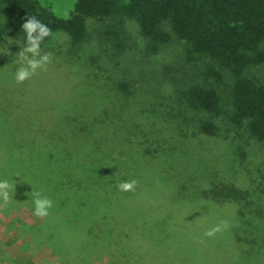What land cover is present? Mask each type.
I'll return each instance as SVG.
<instances>
[{"label": "rangeland", "instance_id": "374dc122", "mask_svg": "<svg viewBox=\"0 0 264 264\" xmlns=\"http://www.w3.org/2000/svg\"><path fill=\"white\" fill-rule=\"evenodd\" d=\"M37 1L61 18L75 4ZM5 21L0 14V26ZM85 24L87 36L76 52H69V37L61 31L42 43L41 53H51V63L21 84L15 83L14 73L19 67L16 53L24 44L9 31L0 38V141L7 137L3 130L10 128L24 137L31 134L36 145L42 144V135L53 140L57 148L52 161L44 164L33 157L38 173L111 174L118 182H138L126 204L117 199L120 195L114 198L113 218L104 221L96 214L89 223L101 220L102 227L127 221L141 234L132 231L125 246L120 240L126 242V236L116 235L115 227L104 235L110 240L104 250L84 257L81 264H264V145L226 115L212 119L216 135L199 132L198 123L208 116L186 109L175 95L180 84L195 82L199 71V65L184 61L183 41L173 38L151 53L131 19L87 18ZM106 26L120 30L119 50L101 36ZM259 75L264 76V69ZM121 82L130 86L131 95L117 91ZM213 180L235 185L239 203L196 199V192L205 191ZM14 215L30 225L41 221L25 206L10 216L0 214V239L11 254H27L37 264H59L47 246L21 249L31 236L9 227ZM73 220L81 225H69L72 230L88 231L85 221ZM221 221L228 227L212 238L204 235Z\"/></svg>", "mask_w": 264, "mask_h": 264}, {"label": "trees", "instance_id": "16d2710c", "mask_svg": "<svg viewBox=\"0 0 264 264\" xmlns=\"http://www.w3.org/2000/svg\"><path fill=\"white\" fill-rule=\"evenodd\" d=\"M0 14L6 19L5 25L0 26V38L9 31L24 44L21 25L27 16H35L53 33L61 31L68 35L69 52H76L85 40L87 18L98 22L114 17L133 20L151 53H156L173 38L181 40L184 61L199 65V71L193 76L195 82L188 86L180 84L175 95L186 109L208 116L198 123L199 132L209 137L216 135L217 126L212 119L226 115L232 125L244 127L252 138L264 145V76L259 75L264 69V0H75L66 18L58 17L37 0H0ZM100 33L114 49L122 47L121 32L116 26H106ZM116 89L124 96L132 93L126 83H118ZM224 105L228 106V111ZM3 134L7 137L0 141V180L8 179L14 189L11 203L0 214L10 216L19 206L33 211L31 192L36 190L53 201L50 215L40 218L38 225H30L15 215L10 221L9 227H18L21 233L31 236L30 241L22 245L23 251H27L29 245H33L34 250L47 246L50 253L58 257L59 264H81L84 257L104 250L106 240L110 241L109 235H104L112 234L115 227H119L116 235L126 236V242L120 240L125 246L132 240V231L141 234L136 224L127 221L117 226L105 222L102 227L101 220L89 223L96 214H102L104 221L113 218L114 204H118L114 200L116 196L120 195L117 199L123 204L131 198V192L117 190L118 178L114 175L38 173L33 157H40L44 164L52 161L57 148L53 140L42 135V144L37 142L36 145L31 134L24 137L17 128L3 130ZM22 167L27 169L22 170ZM210 184L205 191L196 192L198 197L195 198L219 205L239 203L240 192L232 183L213 180ZM73 218L85 221L88 231L72 230L69 225H81ZM142 225L144 232L145 224ZM52 230L57 235L48 233ZM42 232L45 234H40ZM237 240L240 244L243 241ZM0 260L15 264L7 256L2 242Z\"/></svg>", "mask_w": 264, "mask_h": 264}, {"label": "clouds", "instance_id": "9594fccd", "mask_svg": "<svg viewBox=\"0 0 264 264\" xmlns=\"http://www.w3.org/2000/svg\"><path fill=\"white\" fill-rule=\"evenodd\" d=\"M25 33L24 46L16 53L17 63L19 67L14 73V81L17 84L23 83L25 80L33 77L38 70L46 71L48 65L52 61L51 53H41V44L45 38L54 35L52 30L35 16H27L25 22L21 25ZM135 179L129 181H120L117 184V190L121 192L134 191L137 186ZM14 184L8 179L0 180V211L8 207L13 199ZM33 215L37 218H45L50 215V209L53 207V201L42 191L36 190L31 192ZM226 221L205 231L206 237L212 238L222 228H227Z\"/></svg>", "mask_w": 264, "mask_h": 264}, {"label": "crops", "instance_id": "0c3cea01", "mask_svg": "<svg viewBox=\"0 0 264 264\" xmlns=\"http://www.w3.org/2000/svg\"><path fill=\"white\" fill-rule=\"evenodd\" d=\"M5 241V240H4ZM4 241H2L1 239H0V242H2V244H4L5 245V251H6V254H7V256L14 262L15 261V264H16V262L18 263V262H23L24 264H37V262H34L33 261V257H30V256H28L27 254H26V256H22V257H20L19 256V254H16L15 256H13L12 254H11V252L8 250V245L9 244H6ZM0 264H9L7 261H2V260H0Z\"/></svg>", "mask_w": 264, "mask_h": 264}]
</instances>
